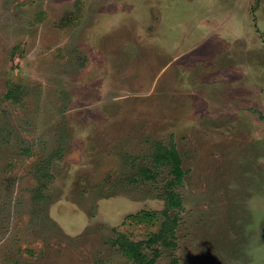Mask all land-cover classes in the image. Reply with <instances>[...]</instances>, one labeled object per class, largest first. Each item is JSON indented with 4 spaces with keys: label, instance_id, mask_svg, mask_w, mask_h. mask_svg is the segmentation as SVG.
Wrapping results in <instances>:
<instances>
[{
    "label": "rangeland",
    "instance_id": "obj_1",
    "mask_svg": "<svg viewBox=\"0 0 264 264\" xmlns=\"http://www.w3.org/2000/svg\"><path fill=\"white\" fill-rule=\"evenodd\" d=\"M156 142L186 172L173 245ZM173 258L264 264V0H0V264Z\"/></svg>",
    "mask_w": 264,
    "mask_h": 264
},
{
    "label": "trees",
    "instance_id": "obj_2",
    "mask_svg": "<svg viewBox=\"0 0 264 264\" xmlns=\"http://www.w3.org/2000/svg\"><path fill=\"white\" fill-rule=\"evenodd\" d=\"M19 91L15 87H9L5 93L7 98H11L14 101H17L19 98ZM156 146V150L153 155L154 166L153 169L147 166H143L137 172L140 177L145 180H154L157 176L156 169L159 166H168L170 168L171 178L166 182V189L164 192V208L161 210V214L163 216V221L161 222V227L158 233L153 234L149 241L150 243H156L160 241L163 244L173 245L171 244V239L176 238V229L177 222L179 220V211L182 209V199L180 193L176 190L178 186L183 185L185 171L182 168V159L181 156L173 142L169 144V146L163 145L160 142L154 143ZM43 176H49V172L42 171ZM174 212V213H172ZM172 213V214H171ZM174 215V216H172ZM154 218V214L148 216V219L151 221ZM145 220V221H146ZM140 221H144L143 219H134L133 221L138 223ZM114 245H117L119 250L122 251L123 254L128 256L133 260L142 259L144 255L140 252L139 246L137 243L131 241L126 236L121 233L117 234L112 240ZM155 255V254H154ZM153 260H148L147 264H152ZM172 264H178L177 259L173 258Z\"/></svg>",
    "mask_w": 264,
    "mask_h": 264
}]
</instances>
